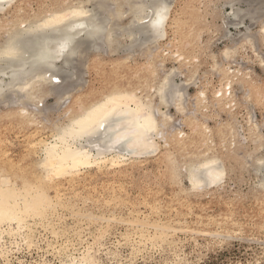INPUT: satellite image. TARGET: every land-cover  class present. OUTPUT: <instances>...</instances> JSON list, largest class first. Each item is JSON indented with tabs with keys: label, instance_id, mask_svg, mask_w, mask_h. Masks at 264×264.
<instances>
[{
	"label": "bare ground",
	"instance_id": "obj_1",
	"mask_svg": "<svg viewBox=\"0 0 264 264\" xmlns=\"http://www.w3.org/2000/svg\"><path fill=\"white\" fill-rule=\"evenodd\" d=\"M175 1L165 0L169 9L168 20L160 35L153 34L150 28L141 25L137 20L136 6L142 0H54L53 7L48 11L25 17L19 16L23 11L19 14L15 12L18 17L15 21L12 19L11 22L14 23L11 26H3L4 24L0 23V136H3L6 130H9V126L14 124L25 131L21 146L16 147L19 152L17 155L21 158L14 161L12 158L14 154L8 149H4L3 154L2 151V155L0 154L3 157L0 160V264H82L85 261L87 264H132V261L127 262L121 255L119 246L122 243L119 241L110 243L113 240L108 238V234L113 230L114 224L128 225L130 230L128 235L122 233L125 243H130L132 246L142 243V248L144 247L146 252H149L150 245L144 243L149 240L148 233L151 232L150 230L156 232L157 239H164L162 242L172 245V252L168 253L170 259L164 264H197L203 254L179 250L180 245L173 237L177 231L209 234L210 237L212 236L208 244L209 249L213 248L214 244L224 242L235 231L231 222L233 216L230 206L216 220L207 221L204 216L203 224L210 222L212 226H216V231L200 229L192 223L176 222V225L174 222L155 223L157 220L149 217L142 222L137 221L136 224L138 213L134 214L136 211L133 209L128 212L130 218L118 216L116 213L108 216L105 212L98 213L94 210V207L103 209L108 204L119 205L128 192L126 190L121 192L120 186H116L112 191L116 193L113 194L114 200H102L103 190L92 187L90 173L93 172L103 178L110 172L122 174L129 162L155 154L162 145L171 152L170 158L168 156L172 169L170 180L178 187H183L185 180L188 186L185 185L186 190H183L188 196L194 198L208 193L213 195L216 189H223L228 164L220 155L218 142H214L211 137L219 131L202 125L196 118L194 122L197 129L195 131L193 129V135L188 136L178 129L175 118L186 114L190 107H194L197 114L203 118L207 113L209 100L215 102V106L220 110L234 111L235 85L246 87L253 92L255 84L251 68L233 69L227 66V61L242 53L251 52L252 61H246L247 63L244 64H251L255 60L257 66L264 71V0H195L196 3L194 1L187 3L188 10L196 11L194 15L182 10L172 18ZM17 2L19 3V0H0V12ZM253 2L254 6L251 4ZM20 4L22 6V3ZM240 4L245 8H238ZM81 7L89 15L69 17L60 22H53L48 28L34 30L49 20L64 17L65 14ZM227 8H230L231 12L226 13ZM247 20L250 21L251 26L258 25V29L254 31L253 27L247 26ZM170 22L174 27L186 25L187 28L191 22L190 31L185 30L176 34L177 45L174 46L178 51L173 54L177 58L176 61L185 62L190 54H192L191 59L194 58L197 40L203 37L200 35L201 32L207 34L208 40L205 44L207 48L210 45L208 43L216 36L224 34L226 35L224 37L231 39V44L222 48L218 54L209 53L213 61L211 71L220 73L225 81L222 89L213 91L210 95H207V89H202L191 98L187 88L194 76L198 77L197 71L188 72L180 81L177 80L180 73L176 70L177 67L166 73L159 71L160 73L156 74L154 71L153 75L151 73L152 77L156 74L154 78H148L145 86L135 88V78L130 74V69H127L131 53L136 48H140L143 58L147 59L151 66L152 61L159 66L157 68H162L166 54L165 50L161 49L160 43L168 35L167 27ZM77 24H82L84 27H76ZM231 26L239 27L238 29L243 27L245 32H240L238 37H229L231 34L227 29ZM69 37H73L69 50L56 58L60 44ZM9 45H14V55H3ZM207 48L204 47V50L207 51ZM86 49L94 50L91 60L97 65L95 70L97 69L98 73L106 71L98 62L101 60L99 58L102 51H107L106 56L113 61V64L110 63L114 67L113 75H120L126 85H114L106 92L90 87L85 93L73 99V106L68 109L66 120L51 122L49 118L43 116L44 111L40 109L43 107L42 103L47 97H61L70 91L72 82L66 85L65 81L77 75L76 65L81 61L78 62L76 57L79 52L83 53ZM141 51L139 50L140 53ZM115 60L119 61V69ZM194 61L196 62L197 59ZM52 74L60 78V84L57 85L50 79ZM166 79L169 81L168 88L174 91L172 95L166 94L162 98L161 85ZM196 81L198 80L196 79L194 83ZM175 92L181 95L179 109L173 101ZM114 96L134 97V101H126L125 112L128 115L120 117L126 126L135 120L138 105L151 116L156 128L154 133L149 134L151 144L155 145L153 151L141 153L129 149L126 145H117L116 148L108 150L107 145L102 143L105 138L103 135L94 137L91 141H75L71 144L58 139L63 129L73 120L99 108ZM251 96L249 94V97ZM3 105H7V111L2 110ZM140 115L143 116V112ZM245 121L248 137L255 140L252 143L256 144V148L251 152H245V157L242 160L237 158L238 161L235 162L240 165L239 170L246 169L249 173L260 177L251 194L257 192L264 195V163H262L264 140H260L261 128L255 123L252 115ZM224 125L220 133H224L227 138L224 147L229 148L230 145H236V136L239 132L237 133L234 128L236 126H231L230 123ZM156 138L161 142H157ZM198 141L202 144L201 147L194 146ZM8 143H4L3 147L6 148ZM96 145H99V148ZM81 151L87 153L88 159L75 156L76 152ZM228 159L226 158V161ZM203 164H209L210 169L202 168ZM210 172L212 175L219 174L220 179L210 182ZM82 179L86 181L84 189L90 188L91 197L101 194V200L89 202L86 198H80L76 188L81 184ZM70 191L74 196L72 199L67 198ZM106 192L111 193L110 190ZM260 197H263L260 199V207L264 212V196ZM81 203L83 206H80ZM167 209H170V205H167ZM69 217L73 219L72 222L68 220ZM83 222H86L87 226H82ZM237 226L240 225L236 224ZM84 227L95 235L92 241L86 239L85 233L88 230ZM135 227L142 228V231L136 233ZM135 236H138L139 241L134 244ZM151 240L153 243L156 242L154 238ZM160 245L161 243L159 248ZM137 246L131 247L130 251L134 247L139 250ZM160 250L161 248L158 251ZM34 252L39 255L38 258L29 261L21 258L22 255L20 257L21 253L32 255ZM137 253L133 254L136 256ZM238 264L262 263L257 260L255 263L238 262Z\"/></svg>",
	"mask_w": 264,
	"mask_h": 264
},
{
	"label": "rangeland",
	"instance_id": "obj_2",
	"mask_svg": "<svg viewBox=\"0 0 264 264\" xmlns=\"http://www.w3.org/2000/svg\"><path fill=\"white\" fill-rule=\"evenodd\" d=\"M190 1H194L196 3L195 0H176L173 7L172 18H174L182 10L188 11L190 15H194L196 11L193 12V10H188L187 3L189 4ZM20 3H22V6ZM53 4L54 0H19V3H14L12 6L6 8L5 11L0 12V23L4 24L3 26H11V24H13L15 19L18 17L17 15L19 14V12H25L19 14V16L25 17L26 15L48 11L53 7ZM251 4H253L254 6L255 3L253 2ZM238 8H245V6L240 4L238 5ZM15 12L18 14H16ZM229 12H231V9L227 8L226 13ZM12 19L14 20L13 22H11ZM194 20L196 22V19ZM246 24L247 26L253 27L254 31L258 29V25L251 26L252 24L249 20L246 21ZM187 26L188 28L186 27V25L174 27V25H172L170 22L169 26L167 27L168 35L160 43L161 49L165 50L166 54L163 67L160 69L157 68L159 66L156 65V63H153L151 61V66V64L148 63V60L143 58L144 55L140 48H136L135 51L131 53L130 59L127 63V69H130V74L135 78V88L139 89L143 85L145 86L148 78H154L156 74L160 72L166 73L171 69H175V67H177L176 70L180 72L178 73L177 80H180L181 78L183 79L184 75L188 74V72L195 73V71H197L198 77H195V75L194 79H192L190 82V87L188 86L187 88V93L190 94L191 98H194L197 94L196 92L202 89H207V95H210L213 91H219L220 89H222V87H224L225 81L223 79V76L220 73L217 74L216 72L211 71L213 68V61L210 58L209 53L218 54L222 48L231 44V39L224 37L226 36L224 34L216 36L213 40H211L212 43L211 41L208 43L210 45L207 48V46L205 45L208 40L207 34L205 32L201 34V32L200 35H202L203 37L200 40H197L198 44L195 49L196 51L193 53L194 58L191 59L190 56H192V54H190L189 58H187L185 62L176 61L177 58L173 56V54H176L178 51L177 47H175L177 45L176 34H179V32H183L185 30L190 31L191 22ZM238 28L239 27H229V29H227V32L231 34L229 37H238L240 35V32H245V28ZM200 44H203V46H200ZM204 47L207 48V51L204 50ZM139 50L141 51V53L139 52ZM94 53L95 52L92 49H86L85 52L78 53L76 58L78 59V62H81H77L78 65H76V67L78 68H76L77 75L65 81L66 85L69 82H72V87L70 86V91L66 95H63L61 97L53 96L45 98L44 102L42 103L43 107H41L40 109L44 111L43 116L47 119L49 118L51 122L66 120V113L68 109L73 106V99L81 93H85L90 87L106 92L114 87V85H126V82L124 80H121L120 75H113L114 67L110 64L111 62L113 64V61H110L106 56L107 51H102V55L100 56L101 58H99L101 60L98 62L100 64V67L104 68L106 71L104 70L105 72L98 73L97 69L95 70V67L97 65L93 64V61L91 60L93 59L92 57ZM252 57L253 56L251 52L250 54L242 53L239 56H235V59L233 58L227 61V66L230 68L243 69L249 67L254 74L255 86L253 92H250L246 87H240L238 85L234 86L233 94L236 104L234 111L230 109L220 110L215 106V102L209 100L208 102L210 104L208 103V110L206 111L207 113L203 118L200 117L199 114H197L198 112L196 109H194V107H190L189 111L186 114L177 116L175 118L178 129L184 131L188 136H192L193 129L194 131L197 129L196 122H194L196 118L197 121L201 122L202 125H206L214 131H219V133H216L211 137L213 138L214 142H218V147L221 151L220 155L228 164L227 176L222 190L216 189L213 192V195L208 193L203 196L194 198L188 196L186 193H184V191L186 190L185 185L188 186L185 180L183 181V187L176 186V184L172 183V181L170 180L169 176H171L172 172L170 171H172V169L170 167L168 159L171 156V152H169L162 145L155 154L144 156L143 158H137L135 161H132V163L129 162L126 166V170L122 174H120V172H110V174H106V176L103 178L93 172L90 173V184L92 185V187L95 186V189L103 190L102 192L104 195H102V197L101 194H97V197H91L90 188L87 190L84 189L86 181L82 179L81 184L76 188L80 198H86V200H88L89 202H91V200H101V197L102 200H114L113 194L116 193H112V191L116 186H120L121 192L122 190H126V192H128V196L125 195L123 197L122 203H120L119 205L108 204V206L103 209L94 207V210L98 213L105 212L108 216H111L112 213H116L118 216L121 215L124 218H130V214L128 215V212L133 209L136 211L134 214L138 213V219L135 221V223L137 221L142 222L143 220H147V218L149 217L151 219L157 220V222L155 223L174 222L175 225L176 222L192 223L193 226L196 225L200 229L205 228L207 231H216L217 229L216 226H212L210 222L204 225V216L206 217L207 221L216 220L221 216V214L224 213L225 209L230 206L231 215L233 216L231 222L233 223V229L235 230V233L232 232L230 237L227 238L229 241H227L226 239L224 240V242L221 241L222 244L221 242H219L218 244H214L215 246L213 248L209 249L208 244L212 239V236L210 237L209 234H203L204 232L189 233L184 231H177L173 237L180 245L179 250H183L189 253H192L191 251L202 253V262L198 261L197 264H238V262L255 263L257 260L261 261V263L264 264V212L260 207V199L263 198L260 196L264 195L257 192L251 194V192H253L252 190L256 188V183H258L260 177H257V175L255 174L249 173L246 169H242V171L239 170L241 169L240 165L235 162V160L238 161L237 158H241L242 160V158L245 157V152H251L256 148V144L252 143V141L254 142L255 140L251 137H248L249 132L246 129L247 125L245 119H248L250 115H252V117L254 118L255 123H258L260 125L262 133L260 140H264V71L257 66L255 60H253L254 64L252 62L248 65L244 64L246 61H252ZM194 59H197V61L195 62ZM107 62L108 64H106ZM115 63H117L118 66L119 61L115 60ZM148 65H150L151 67H148ZM196 67L198 68V70ZM154 71L156 74L152 77V72ZM196 79L198 81L194 83ZM145 80L146 82H144ZM249 94L252 96L249 97ZM1 108L2 110L7 111V105H3L1 106ZM190 112L193 115H191ZM188 118L189 120H187ZM191 121L193 122L191 123ZM227 123H230L231 126H236L234 128H236L237 133L239 132L236 136V145H230L229 148L224 147L227 138L224 136V133H220V129L224 124ZM23 136H25V131L22 130L21 127L19 128V125H10L9 130H6L3 136H0V143H2V145L0 144V154L1 151L3 154L4 149H8L9 152H12L14 154L12 157L14 161L21 158V156L17 155V153L19 152L16 147L18 146L19 148L21 146V142L24 140ZM6 138L10 141L9 143ZM4 139H6L7 142ZM240 139L244 142H242ZM156 141L161 142L159 138H156ZM4 143H8L6 148L3 147L5 146L3 145ZM194 146L201 147L202 144H199L198 141L196 144L194 143ZM1 155L0 160L3 159ZM226 158H229L228 161H226ZM109 190L111 191V193L106 192ZM67 198H74L71 191L69 192ZM167 205H170V209H167ZM80 206H83V203H81ZM68 220L70 222L73 221L71 217H69ZM236 224L240 226L236 227ZM82 226H87V223L83 222ZM127 226L128 225L126 224H114L113 230L110 234H108V238L113 240L110 243H116V241L122 243L119 248L122 252V257H124L127 262L130 263V261H132V264H164V262L170 259L168 253L172 252V245L166 244V242H162L164 239H157L156 232L152 230H150L151 232L148 233V235H150V237L152 236V238L148 237L147 239L149 240H147V242H144L150 244L149 252H146L144 247L142 248V243H137L139 241L138 236H135L136 240L133 242L134 244L137 243L138 246L137 244L133 246H137L138 248L142 249V251L140 249L137 250L136 247H134V249H131L132 251H130V248H133V246L130 245V243H125L123 236V234L128 235L127 233L130 232ZM92 227L96 228L95 225H92ZM134 230L137 231L136 233H138L142 231V228L137 229V227H135ZM85 235L86 239L89 241H92L93 236H95L89 230L85 233ZM117 237L119 238V240H117ZM153 238L156 240L155 243H153V241L151 240ZM160 243L161 250L158 251L160 249ZM157 245L158 249H156ZM131 252L138 253L135 256ZM142 253L150 254L145 255ZM27 254L28 253H21L20 257L22 255L21 258L30 261L31 259L38 258L39 256L36 252H34L32 255Z\"/></svg>",
	"mask_w": 264,
	"mask_h": 264
},
{
	"label": "snow or ice",
	"instance_id": "obj_3",
	"mask_svg": "<svg viewBox=\"0 0 264 264\" xmlns=\"http://www.w3.org/2000/svg\"><path fill=\"white\" fill-rule=\"evenodd\" d=\"M169 9L165 0H142L136 6V18L141 25H145L150 28L153 34L160 35L166 26L168 20ZM89 15L82 7L74 9L70 13L65 14L64 17H56L54 20H49L44 24L38 26L37 29H45L51 26L53 22H60L62 19H68L69 17H83ZM136 21H134L135 23ZM76 27H84L82 24H77ZM99 31V29H95ZM73 37L66 38L59 46L57 57L69 50L71 40ZM15 53L14 45H9L3 52V55L12 56ZM228 55V53H225ZM50 79L55 84H60L59 77L52 74ZM169 81L166 79L161 85V97L166 94L172 95L173 89L168 88ZM229 88L231 85L229 84ZM167 90V93H166ZM181 95L179 92H175L173 95V101L176 102L177 108L180 107ZM127 102L134 101V97L114 96L109 98L99 108L94 109L87 115L82 116L79 119L73 120L68 126L63 129L62 135L58 136V139L64 140L67 143H74L75 141H91L94 137H100L103 135L105 138L102 143L107 145L108 150L116 148L117 145H126L129 149H135L138 152L153 151L155 145L151 144L150 133L156 131L155 124L151 119V116L144 111L143 107L138 105L136 109V117L133 122H129L126 126L120 117L128 115L125 112ZM143 112V116H141ZM99 148V145H96ZM76 157L81 159H88L86 152H76ZM264 163V162H262ZM204 169H210L209 164L201 165ZM55 175V173H50ZM210 182H216L220 179L219 174L212 175L209 173ZM194 186H196L194 184ZM87 264V262H82Z\"/></svg>",
	"mask_w": 264,
	"mask_h": 264
}]
</instances>
